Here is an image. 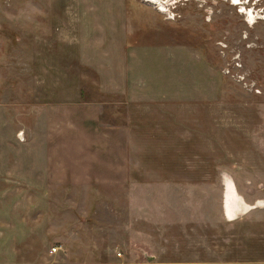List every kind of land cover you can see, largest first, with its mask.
<instances>
[{"label":"rangeland","instance_id":"obj_1","mask_svg":"<svg viewBox=\"0 0 264 264\" xmlns=\"http://www.w3.org/2000/svg\"><path fill=\"white\" fill-rule=\"evenodd\" d=\"M157 1L164 10L149 0H0V159L15 157L14 133L38 165L53 139L54 158L73 151L75 166L88 138L68 140L56 121L48 141L40 109L82 100L101 108L89 141L106 144L101 128L114 125L127 145L126 183L47 185L28 203L42 215L23 235L37 264H264V0ZM128 46L140 62L151 50L132 75L108 67L112 55L125 64ZM160 54L171 67L156 64ZM129 81L135 98L122 89ZM226 181L253 206L233 218Z\"/></svg>","mask_w":264,"mask_h":264},{"label":"crops","instance_id":"obj_2","mask_svg":"<svg viewBox=\"0 0 264 264\" xmlns=\"http://www.w3.org/2000/svg\"><path fill=\"white\" fill-rule=\"evenodd\" d=\"M89 41V40H87ZM118 41L122 42V39ZM90 44V43H89ZM88 44V47H89ZM91 47H93L90 44ZM121 47V46H120ZM129 47L126 49L127 56H122V59L125 60V64L119 66L118 60L120 58L119 55H112L108 62V67L112 68L113 71L117 72V66L119 67V71L125 69L129 72V74L136 73V66L143 64L146 62L149 57V52L151 50L148 47H145L140 53L141 62L137 59L135 53L138 47H132L131 51ZM151 47V46H149ZM168 48H171L170 46ZM121 49V48H120ZM167 49V48H166ZM89 50L96 51L97 57H104L108 55L109 51H104L101 46V50L99 49H91ZM164 49L153 48L154 51H163ZM184 53V57L181 56V53ZM179 52L180 57L187 59V54L183 50ZM161 56L158 59L166 58L168 61L169 58L172 59L170 55L166 54ZM162 60V59H161ZM150 60H148V64ZM159 66L163 64L164 66L171 65L162 60V63L158 61ZM131 81L128 82L125 86H123V90L126 91L129 95H132L133 98L137 96L138 91L133 90L130 86ZM110 87H116L115 83L109 84ZM202 86L196 88V95H201L202 92L200 89ZM121 88L119 90H122ZM140 94V93H139ZM143 98H151V96H147V94L143 93ZM99 103H94L87 100H82L81 102L76 103H68L62 105H47L44 108L40 109V115L45 114L47 116V122L50 121V137L47 136L48 141L50 138H53V130L54 124L56 121L59 122V125L66 131V134L63 133L64 137H67L68 140H72V136L76 134H83V136L88 138V141L85 142L82 151L77 150L79 154L77 164L74 166L71 160H75L71 156L73 155V151L69 156V159L64 158H54V150H58V148L54 147L53 139L51 140V145L44 146L45 151L42 155L43 163L38 165L31 151L29 150V144L26 141H22L18 134H12L15 138V141L18 142L15 148L12 150L13 155L15 157L8 156L7 158H1L3 167L0 168V180L2 185L4 186V192H7L6 195V209L0 212V241L5 243L0 244V264H37L36 257L37 255L30 252L31 243L27 241L26 235L31 232H37L40 229V223L42 219V215L32 212V209H28V203H33L35 196L39 195V199L42 198L43 188L47 185L54 184H123L126 183V179L130 178V168L127 157V145L122 144V126L114 127V125H107L105 130L101 128L102 138L106 139V144L103 145H95L92 144L90 140V136L93 135L91 132V123L98 120L99 114L101 112ZM6 118L11 117H5ZM40 120V117H33V121ZM11 121H15L11 119ZM79 121V127L75 128V133L72 135V129L75 126V122ZM18 126L21 123V119L16 121ZM104 126V125H101ZM112 126V127H110ZM11 129V125H9ZM27 129V126H24ZM31 130V137L36 138L37 135V126L35 122L32 126H29ZM42 130V129H41ZM104 131H106L104 133ZM42 134V133H41ZM20 139V140H18ZM24 147V148H21ZM20 148V149H18ZM8 153V154H10ZM59 175L65 177V180H61ZM31 187L33 190L37 191L38 194H33L29 197L28 188ZM244 203L248 204L247 209L251 206L250 203L244 201ZM243 207V205L241 206ZM245 211V210H244ZM240 212V211H239ZM238 213V212H237ZM235 216V215H234ZM28 218H33V224L28 220ZM233 218V217H232ZM29 223V225H28ZM34 228V230H32ZM18 250L25 251L21 254L23 257H19V253H12L11 249L14 248ZM34 248V245H33ZM9 250L11 252H9ZM48 250V248H47ZM49 252V251H47ZM50 253V252H49ZM54 254V253H50Z\"/></svg>","mask_w":264,"mask_h":264},{"label":"bare ground","instance_id":"obj_3","mask_svg":"<svg viewBox=\"0 0 264 264\" xmlns=\"http://www.w3.org/2000/svg\"><path fill=\"white\" fill-rule=\"evenodd\" d=\"M153 3L156 8L160 11L164 10L160 3L157 0H149ZM236 2V1H235ZM238 2V1H237ZM250 16V20H254L255 16L253 13L248 14ZM224 199H223V209L227 212L230 218L234 217V215L239 211L246 210L248 204L244 203V200L240 195L237 194L234 184L231 181H226L224 185ZM243 205V207H241Z\"/></svg>","mask_w":264,"mask_h":264},{"label":"built area","instance_id":"obj_4","mask_svg":"<svg viewBox=\"0 0 264 264\" xmlns=\"http://www.w3.org/2000/svg\"><path fill=\"white\" fill-rule=\"evenodd\" d=\"M60 248H61L60 245H58V244H52V245L49 247L48 251H49L50 253H55V252H57L58 249H60ZM116 254L119 255L120 252H117Z\"/></svg>","mask_w":264,"mask_h":264}]
</instances>
